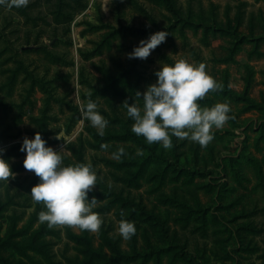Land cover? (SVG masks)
I'll return each mask as SVG.
<instances>
[{
	"label": "rangeland",
	"instance_id": "obj_1",
	"mask_svg": "<svg viewBox=\"0 0 264 264\" xmlns=\"http://www.w3.org/2000/svg\"><path fill=\"white\" fill-rule=\"evenodd\" d=\"M158 30L169 34L146 59L128 58ZM181 58L222 85L199 104L227 102L231 118L207 146L172 136L165 149L132 131L122 102L142 106L136 91ZM89 100L109 121L104 135L82 115ZM37 131L63 165H93L98 232L38 221L39 177L20 150ZM0 148L16 173L0 181V264H264V0L0 5ZM121 219L135 223L131 239Z\"/></svg>",
	"mask_w": 264,
	"mask_h": 264
},
{
	"label": "clouds",
	"instance_id": "obj_2",
	"mask_svg": "<svg viewBox=\"0 0 264 264\" xmlns=\"http://www.w3.org/2000/svg\"><path fill=\"white\" fill-rule=\"evenodd\" d=\"M28 3L29 0H0V5L7 8L26 7ZM168 34L166 30L150 33L127 53L128 58L146 59ZM155 75L156 81L147 85L143 93L136 91V95L142 98V106L129 103L127 99L122 102L126 115L134 121L132 131L142 135L147 143H159L165 149L172 147V136L207 146L213 139V129L223 127L231 118V109L227 102L202 107L199 100L222 85L206 71L203 62L196 64L184 58L173 64H161ZM82 115L99 135H104L109 121L98 110L95 101L89 100ZM20 150L26 153L23 160L25 169L32 170L39 177L30 191L34 201L45 205L46 210L38 213V221L46 222L50 228L68 225L98 232L103 218L93 211L97 198H88L98 180L93 165L90 162L63 165L61 150L47 145L39 131L32 138L24 136ZM3 151L0 148V153ZM124 153L125 149L119 147L111 155L120 159ZM15 175L9 161L0 155V181L8 183L9 178ZM118 232L123 239H131L136 233L135 223L121 219Z\"/></svg>",
	"mask_w": 264,
	"mask_h": 264
},
{
	"label": "trees",
	"instance_id": "obj_3",
	"mask_svg": "<svg viewBox=\"0 0 264 264\" xmlns=\"http://www.w3.org/2000/svg\"><path fill=\"white\" fill-rule=\"evenodd\" d=\"M227 93V92H226ZM228 93H229V95L230 96H232L233 98H235L236 100H248L247 98H244V97H240V96H238L237 94H235V93H233V92H231V91H228ZM249 101V100H248ZM114 137H116V136H114ZM121 138H124V136L123 137H121ZM186 173H187V175L188 176H192V175H195V173L194 172H190V171H188V170H186ZM202 175V174H201ZM105 239L107 240V242H109V238L106 236L105 237ZM111 243V242H110ZM115 253L118 255H116V258L117 259H123V257H125L123 254H120V252L118 251V249L117 248H115ZM93 252V251H92ZM94 253V252H93ZM126 257H128V256H126ZM115 258V259H116ZM2 261H3V259H2Z\"/></svg>",
	"mask_w": 264,
	"mask_h": 264
}]
</instances>
